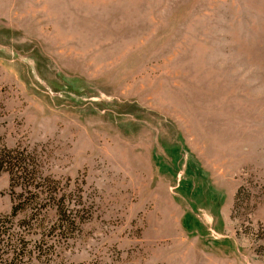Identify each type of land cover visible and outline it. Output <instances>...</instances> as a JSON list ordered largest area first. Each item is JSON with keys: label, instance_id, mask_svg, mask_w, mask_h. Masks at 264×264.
Listing matches in <instances>:
<instances>
[{"label": "rangeland", "instance_id": "obj_1", "mask_svg": "<svg viewBox=\"0 0 264 264\" xmlns=\"http://www.w3.org/2000/svg\"><path fill=\"white\" fill-rule=\"evenodd\" d=\"M17 145L82 195L43 264H264V0H0Z\"/></svg>", "mask_w": 264, "mask_h": 264}, {"label": "trees", "instance_id": "obj_2", "mask_svg": "<svg viewBox=\"0 0 264 264\" xmlns=\"http://www.w3.org/2000/svg\"><path fill=\"white\" fill-rule=\"evenodd\" d=\"M0 171L8 174L12 199L10 211L0 215V264H43L55 241L70 237L84 219L80 189L69 178L43 173L27 146H1Z\"/></svg>", "mask_w": 264, "mask_h": 264}]
</instances>
